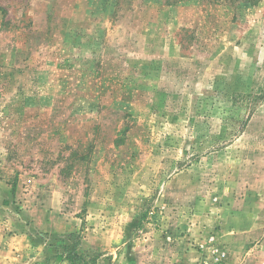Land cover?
<instances>
[{"label": "rangeland", "instance_id": "rangeland-1", "mask_svg": "<svg viewBox=\"0 0 264 264\" xmlns=\"http://www.w3.org/2000/svg\"><path fill=\"white\" fill-rule=\"evenodd\" d=\"M0 264H264V0H0Z\"/></svg>", "mask_w": 264, "mask_h": 264}, {"label": "trees", "instance_id": "trees-1", "mask_svg": "<svg viewBox=\"0 0 264 264\" xmlns=\"http://www.w3.org/2000/svg\"><path fill=\"white\" fill-rule=\"evenodd\" d=\"M232 1H239V2H249V3H257L259 0H232Z\"/></svg>", "mask_w": 264, "mask_h": 264}]
</instances>
